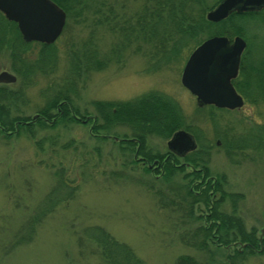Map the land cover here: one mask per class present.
<instances>
[{
    "label": "rangeland",
    "instance_id": "rangeland-1",
    "mask_svg": "<svg viewBox=\"0 0 264 264\" xmlns=\"http://www.w3.org/2000/svg\"><path fill=\"white\" fill-rule=\"evenodd\" d=\"M103 1L112 2L87 0L68 16L65 14L61 32L50 43L52 53L43 54L39 67L25 70L31 83L24 79L20 95L10 102V115L35 119L37 109L45 104L47 87H58L60 78L69 70V50L86 40L94 28L97 58L104 64L97 71L82 73L73 85L74 106L90 119L96 115L92 107L94 100L128 101L150 91L169 96L178 105L185 125L200 136L198 142L204 145L202 154L208 160L209 177H219L224 191L240 194L235 199L236 215L243 221L244 229L255 230L257 236L264 237V101L250 104L243 98L238 110H210L198 106L195 97L180 83L189 53L202 40L220 31L222 24H205L194 34L180 39L175 47L171 45L165 59L152 58L147 55L148 43L135 34L110 32L103 22L93 26V19L98 17L95 11ZM140 1L113 0L112 8L134 12L139 9ZM244 28L242 38L249 42L252 57H263L264 22H247ZM11 47L3 45L0 49V71L13 74L15 81L0 84L14 90L22 82L24 71L17 74L21 77L18 80L12 70L18 62L11 60ZM38 50V43L29 44L25 59L32 62ZM49 57L54 65L45 63ZM76 118L79 122L57 119L49 127H32V135L25 130L9 136V131H0V264H100L95 254L78 253L75 233L83 232L88 226L102 227L128 245L145 264H174L179 254L203 258L206 254L188 248L180 240V233L190 229L193 221L182 218L180 210L158 204L161 192L152 190L162 187L158 179L152 178H159V171L154 169L157 166L130 162L133 154L124 155L117 140L112 141L116 134L125 133L128 138L130 128L115 125L107 132L99 130L95 134L90 132L91 119L86 122L81 116ZM168 139L149 135L146 147L164 153ZM215 139H219L218 145L214 144ZM144 166L151 172L142 170ZM57 170L66 184H76L74 194L63 200L68 186L57 189L52 193L53 197L57 196L56 204L43 212L48 203L45 195L58 183V175L54 173ZM189 170L190 166L185 169ZM179 179L180 175L172 181L176 187ZM52 201L53 198L49 200ZM221 208L226 213L231 210L228 198ZM194 213L201 217L208 214L203 205L194 207ZM34 217L37 221L33 222L31 240L10 245L21 233V227L28 225L27 219ZM233 247L231 244L230 248ZM207 258L210 260L209 255ZM211 260L212 264L224 262L220 252L213 254ZM241 264H264V252L255 248Z\"/></svg>",
    "mask_w": 264,
    "mask_h": 264
},
{
    "label": "trees",
    "instance_id": "trees-1",
    "mask_svg": "<svg viewBox=\"0 0 264 264\" xmlns=\"http://www.w3.org/2000/svg\"><path fill=\"white\" fill-rule=\"evenodd\" d=\"M52 1L68 16L70 12L79 8L87 0ZM218 1L141 0L139 9L134 12H120L118 9L112 8L113 0L108 4L103 1L95 11L98 17L93 19V26L103 22L110 32L115 30L119 35L135 34L138 39L148 43V56L152 58L160 56L165 59L171 45L175 47L180 39L194 34L205 24H222L220 31L213 35H225L230 39L233 35L242 37L245 32V23L264 22V8L240 13L231 12L218 22L207 21L204 16L205 12L214 7ZM197 3L199 5H195ZM191 10H195L196 13H192ZM93 30L94 28L86 40L69 50L68 72L60 78L61 84L58 87H54V85L47 87L48 96L45 99V104L37 109V115L32 120L26 116L10 115V102L12 98L20 95L21 86L25 84L24 79L29 80L25 70L29 71L31 68L39 67L41 60L45 57L43 54L52 53L49 51L52 44L38 43L40 50L37 51L38 54L34 56V59L32 57V62L29 58L25 59L24 53L28 45L37 44V42L23 41L15 23L6 20L0 12V49L3 48V45L12 46L10 49L11 60L18 62L17 68L12 66V70L18 80L21 77L17 74L24 71L22 82H19L17 89L11 90L7 88V85L0 84V131H9L7 136L12 133L18 134L21 130L32 135V127H49L54 125L57 119L76 123L79 122V118L76 116H81L86 122L91 119L90 132L95 134H98L99 130L107 132L106 130L115 125H126L130 128L128 138L134 139L118 140V137L124 138L127 135L115 133L116 139L112 136V141L117 140L118 149L124 155L131 153L137 156L141 155L145 158L141 164L157 166L154 169L159 171V178H152L153 180L158 179L162 187L152 190L161 192L158 204L162 207L180 210L182 218L187 217L193 221L194 225L190 229L180 233V240L188 248L206 254L201 259L192 254H179L176 256L174 264H212V255L219 252L220 256L222 255L224 258L222 264H241L242 260L252 254L255 248L258 252H264V237L257 236L255 230H245L243 221L236 215L235 199L239 198L240 194L224 191L220 186L221 179L219 177L214 179L209 177L208 160L202 154L205 152L204 145L198 142L200 136L185 125L184 116L178 105L169 96L150 91L128 101L94 100L92 107L96 111V115L90 119H86L88 117L80 113L74 106L71 99L73 85L77 83L82 73L89 70L97 71L104 64L103 60L97 58ZM249 47V42H245V48L238 63L237 75L232 83L242 97L252 104L256 101H264V56L252 57ZM45 63L48 66L54 65L50 57ZM27 83H31L30 80ZM177 129L192 132L199 144L197 149L185 154L181 160H177L176 155L168 150L160 153L146 147L147 136L154 134L167 139ZM98 137L107 138L105 135ZM138 161L141 160H135L132 157L130 159L132 163ZM188 166L191 167V170L185 171ZM142 170L151 172L148 166L142 167ZM54 173L58 175V183L53 185L45 195L48 203L43 212L49 211L56 204L54 199L57 196L54 194L55 197H53L52 193L57 189L68 186V191L66 188L67 192L64 195L66 197L62 198L63 200H68L74 194L76 184L71 182L66 184L61 173L59 174V170ZM178 175H180V182L176 187L172 181ZM198 179L199 181H197ZM52 198L53 201L50 203L49 200ZM225 198L231 202V210L228 213L221 208ZM200 205L207 209L208 214L205 217L194 213V207L197 208ZM33 219H27L28 225L21 227V233L11 241L10 245H19L31 240L34 232L33 222L37 221L35 217ZM75 243L79 254L85 255L84 252L95 254L100 264H145L128 245L115 239L100 226H88L83 229V232L75 233ZM231 244H234L233 248H230ZM6 250L8 249L6 248ZM208 255L210 260L207 258Z\"/></svg>",
    "mask_w": 264,
    "mask_h": 264
},
{
    "label": "water",
    "instance_id": "water-1",
    "mask_svg": "<svg viewBox=\"0 0 264 264\" xmlns=\"http://www.w3.org/2000/svg\"><path fill=\"white\" fill-rule=\"evenodd\" d=\"M263 7L264 0H219L204 16L207 21L218 22L231 12ZM0 12L6 20L16 24L25 42L52 43L61 32L65 19V12L52 0H0ZM244 47L245 42L239 35H234L231 40L224 35H213L189 53L180 73V83L195 97L198 106L209 103L230 109L242 106V97L232 87L230 79L236 76ZM14 81L13 74L0 71V83ZM193 147V138L184 129L175 130L166 141V148L178 154Z\"/></svg>",
    "mask_w": 264,
    "mask_h": 264
},
{
    "label": "flooded vegetation",
    "instance_id": "flooded-vegetation-1",
    "mask_svg": "<svg viewBox=\"0 0 264 264\" xmlns=\"http://www.w3.org/2000/svg\"><path fill=\"white\" fill-rule=\"evenodd\" d=\"M233 37V36H232ZM37 43H40V42H37ZM244 50V49H243ZM243 50H242V52H243ZM242 52H241V54H242ZM241 54H240V56H239V59H240V57H241ZM238 63H239V60H238ZM237 71H238V65H237ZM237 75V74H236ZM236 77V76H235ZM234 77V78H235ZM234 78H232V79H230V82H231V84H232V87L234 88V90L236 91V93H238L241 97H242V95L237 91V89L235 88V86L233 85V83H232V80L234 79ZM242 100H243V97H242ZM202 106H206V107H208L210 110H212V109H218V110H227V111H234V110H238L237 108H232V109H230V108H226V107H217V106H215L214 104H212V103H209V104H205V105H202ZM241 108V107H240ZM239 108V109H240ZM1 128V127H0ZM188 132V131H187ZM191 136H192V138H193V141H194V147L193 148H191V149H189V150H187V151H185L184 153H182V154H178L176 151H170V150H168V151H170L171 153H173L174 155H176V159L177 160H181V158H183L184 156H185V154H187V153H189V152H192V151H194L195 149H197V142H196V140H195V138H194V135L192 134V132H188ZM114 139H116L115 137H113ZM121 139H123V140H127V139H134V138H127V137H124V138H118V140H121ZM220 143V141H219V139H215V141H214V144H216V145H218ZM211 146H212V144H211ZM133 157H134V159L135 160H141V162L143 163L144 161L143 160H145V158L143 157V156H141V155H133ZM153 160H156V159H153ZM147 165H152V164H147ZM187 165V164H186Z\"/></svg>",
    "mask_w": 264,
    "mask_h": 264
}]
</instances>
